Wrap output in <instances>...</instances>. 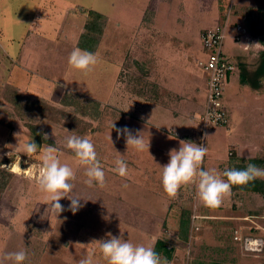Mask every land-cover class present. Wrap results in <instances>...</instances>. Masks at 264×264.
Returning <instances> with one entry per match:
<instances>
[{
  "label": "rangeland",
  "instance_id": "1",
  "mask_svg": "<svg viewBox=\"0 0 264 264\" xmlns=\"http://www.w3.org/2000/svg\"><path fill=\"white\" fill-rule=\"evenodd\" d=\"M231 5L224 50L232 60L246 65L253 80L264 51V0H0V165L20 161L15 173L0 167V264H11L5 254L21 250L27 253L24 264H78L89 254L94 264H106L99 243L93 241L107 239L109 233L153 248L161 237L174 251L171 259L160 255L168 264H264V252L248 253L242 242L233 239L236 225L246 226L242 230L249 232L252 224L244 217L264 213L263 195L233 191L219 211L199 216L203 204L197 199L195 184L182 187L175 198H169L162 187L161 167L169 162V151L179 149L181 140L163 139L144 126L153 117L156 124L178 131L186 141L188 120H171L162 111L158 116L144 113L152 89L154 102L165 104L155 56L168 44L202 53V34L223 22ZM79 7L106 15L100 38L103 42L107 37L100 50L108 62L106 68L112 63L120 66L121 89L133 91L141 101L131 102L128 96L121 103L114 101L110 96L114 86L108 87L105 101L97 99L103 82L98 49L91 72L85 75L69 69V54L88 19ZM238 23L244 30L236 28ZM238 67L225 88V103L229 118L235 111L240 126L246 127L253 119L260 121L259 111L264 110V101L254 98L257 91L264 93V76L256 78L257 86L243 84ZM197 68L202 73L195 64ZM112 72L106 73L108 82L114 80ZM200 112V105L194 103L191 123L196 128L189 138L197 145L207 143L205 132L225 131L218 125L205 127ZM30 124L40 127L51 140L37 144L38 151L31 158L23 153V145L34 141ZM113 124L127 127L134 135L140 132L145 142L148 138L154 144L149 150L146 144L143 151L128 149ZM259 132L264 134V127ZM72 135L87 137L94 144L105 173L103 188L84 183L85 166L65 146ZM48 145L57 149L60 163L75 173L71 194L83 205L76 214L68 210L71 202L66 197L60 200L62 213H47L49 205L37 180L42 168L40 152ZM213 150L219 155L216 158L226 162L231 158L228 143H217ZM117 159L126 162V177L113 171ZM225 169L230 166L222 168L221 174Z\"/></svg>",
  "mask_w": 264,
  "mask_h": 264
},
{
  "label": "clouds",
  "instance_id": "2",
  "mask_svg": "<svg viewBox=\"0 0 264 264\" xmlns=\"http://www.w3.org/2000/svg\"><path fill=\"white\" fill-rule=\"evenodd\" d=\"M97 64L96 54L80 48H74L68 57L70 70H77L85 75L92 71ZM115 128L113 124L112 129ZM118 137L123 136L127 148L136 151L145 149V141L142 133L133 132L127 127L115 128ZM53 134L55 130L53 128ZM44 140L49 137L43 134ZM111 139V135H110ZM65 146L72 150L80 165L85 166L84 183L88 187L105 186V173L97 157V152L92 141L87 137L69 136L66 138ZM24 151L31 158L38 151V145L35 141L27 142L23 145ZM149 150V145H148ZM208 149L203 145H197L191 141H180L179 149H171L168 153L169 162L161 167V182L163 191L169 198H175L178 191L190 184H195L197 199L206 208H218L222 205L224 199L231 195L233 186H246L256 179H264V168L249 163L244 169H225L223 177L216 169L204 170L202 165ZM57 149L48 145L46 149L40 152L42 163L41 172L37 180V188L45 194V204L49 205L47 213L50 211L58 216L65 209L60 200L67 198L70 200L68 210L73 214L79 211L83 205L80 198L72 195L73 184L71 181L76 179L73 169L67 164H61L57 157ZM10 155V154H9ZM113 171L121 177L128 175V167L123 159L115 160ZM9 172L15 173L19 163L13 162L11 165H0ZM107 239L93 241L99 243V251L106 261V264H168L166 259L154 250L151 246L143 244H133L132 242L108 234ZM92 242V243H93ZM4 259L11 264H24L27 259L25 251L6 253ZM78 264H94L91 254L82 258Z\"/></svg>",
  "mask_w": 264,
  "mask_h": 264
},
{
  "label": "crops",
  "instance_id": "3",
  "mask_svg": "<svg viewBox=\"0 0 264 264\" xmlns=\"http://www.w3.org/2000/svg\"><path fill=\"white\" fill-rule=\"evenodd\" d=\"M237 35H239V33H237ZM106 38L107 37L104 38L105 40L103 39V42H101L100 40L101 44L99 42L97 48L98 64L101 72L99 80L101 81V78L103 80V82L99 84V87L97 89L98 92L97 99L99 101H105L107 99L106 95L108 96L110 92L108 87L114 86L113 92L112 94H110V96H112V99L114 101H117L119 99V103H121L122 100H124L123 97L128 96L131 102L132 101L139 102L140 99L136 97L137 94H135L133 91L126 92L121 89L120 83L117 79L118 72L120 71V66H118L116 63H112L109 64L110 66L108 69L106 68V64L108 62L106 58L101 54V51L103 50L102 44L106 43ZM75 48H80L77 43L75 45ZM113 55H116V50L113 51ZM151 57L154 58L153 53L151 54ZM205 57L206 54L204 52V49L203 52L200 53L198 51L196 52L195 50H191V48H187V47L175 48L171 46V44L164 45L160 54L157 53L155 56L156 58L155 66L157 70L156 73L158 78L157 82L159 83L158 88L161 89L165 104L159 105L154 102L155 99H153L154 94L152 89L151 99L147 98L146 100L147 104L144 107L146 108L144 113L148 112L149 115L155 114L158 116L162 111L165 114V116L171 120L174 119L177 120L179 117L181 119L184 118L185 120H188L190 125H188L189 127H187V129L190 130V132L186 133L185 135H186V141H191V142H192V138H189V136L193 134L192 132L194 131V128H196V125H193V122L191 123V121L193 120V105L194 103L200 105L201 112L198 113V116L199 119L202 120V115L204 113L206 107V101H207V75L201 66V62L205 60ZM195 59H196L195 64L197 66L199 65V69L201 68L200 70L202 73H199L198 68L195 69V64L193 63V60ZM151 63L154 64V61H152ZM112 67H114V70L112 69ZM111 70L113 71L111 76L113 75L114 80H110V82H108L106 79V73L110 72ZM118 86L120 87L119 91H117ZM152 88L154 87L152 86ZM254 98L256 101H261V100L264 101V93L257 91ZM135 106H138V104ZM137 109L140 111V113L143 112L142 109L139 108ZM162 112L161 115L163 114ZM259 113L261 114L260 121L258 120V122L255 123L253 119L252 122L253 124H248L246 127H243L240 126V122L238 121V117L234 111L233 113L234 116L230 118L229 124L227 126H218L220 127V129H225V131L215 129L216 131L212 132L210 135H208V132H205L204 138L205 139L208 138V141L206 144L204 143L199 144V145H204L205 147L207 146L210 147V150H208V154L205 156L204 161L202 163V166H204L203 167L204 170L216 169V171L221 175V178L224 179V177L222 176L223 173L221 174V169L227 167V165L229 167L231 164L230 162L231 159L227 158L229 160L226 162L220 158H216L219 155H216L213 149L215 148L217 143L218 144L223 142L228 143L229 145L228 155L230 157L232 155H235L236 156L235 161H245L252 158L262 160V157L264 155V144H263L264 134L263 132H261L260 134L259 129L264 127V122H262V119H264V110L261 109ZM127 116H130L137 120L140 119L139 118L140 116H137L136 114L129 113V115ZM257 124L260 125L257 126ZM203 125L205 126L204 123ZM144 126L150 128L149 130H151L154 133V135L164 136L163 139L173 138L177 140H182L183 138V136H180V133L178 131L176 130L173 131L169 128H165L159 124H156L153 120V117L149 118V120L147 119ZM205 127H209V126H205ZM255 130L258 131L257 137L254 136ZM152 142H153L152 139L149 140L148 138H146L145 144L152 145L154 144ZM263 163L264 162L262 160L258 163L257 166L260 167V165ZM231 193H233V191ZM200 209L202 210L200 211ZM219 210H220L219 207L212 209L201 206V208H199L198 215L199 216L203 215L207 211L211 212V211H219ZM244 228H246V226L236 225L235 228H233L234 229L233 231L238 229L244 233V231L242 230Z\"/></svg>",
  "mask_w": 264,
  "mask_h": 264
},
{
  "label": "built area",
  "instance_id": "4",
  "mask_svg": "<svg viewBox=\"0 0 264 264\" xmlns=\"http://www.w3.org/2000/svg\"><path fill=\"white\" fill-rule=\"evenodd\" d=\"M226 19L213 28H208L202 34L203 49L206 59L201 66L207 75V101L202 121L205 126L229 124V110L225 103V88L232 79L235 72H238V62L232 60L224 50V40L230 26V11ZM238 30L244 28L238 23ZM237 39L239 37H236ZM235 38V39H236ZM204 146V145H203ZM244 220L249 221V232L241 230L234 231V240L242 242L243 248L248 253L264 252V213L260 215H248Z\"/></svg>",
  "mask_w": 264,
  "mask_h": 264
},
{
  "label": "trees",
  "instance_id": "5",
  "mask_svg": "<svg viewBox=\"0 0 264 264\" xmlns=\"http://www.w3.org/2000/svg\"><path fill=\"white\" fill-rule=\"evenodd\" d=\"M79 9L88 15V19L84 25V31L80 35L78 46L83 50H87L89 52L94 53L96 49L98 48L107 17L105 14L98 12L96 10H93V9L87 10L84 7H79ZM261 56H262V63L256 69L257 79L264 76V51L262 52ZM238 64L241 66V73H240L241 83L251 84L252 86H257L256 83L258 80L256 78H253V80L250 79L249 74L246 69V65L244 63H238ZM259 84H260V79H259ZM29 130L33 133L34 141L37 144L41 145L42 143H51V140L49 138L47 140H44L43 138L44 133L40 129V127L34 124L33 125L30 124ZM230 159H231L230 169L232 168L244 169L246 165L249 163L258 165V163L262 161L261 159H254V158L248 159L245 161H235L236 160L235 155H232ZM5 173H7V171ZM4 185L5 183H2V186ZM238 190L260 193L264 197V179H256L250 182L246 186H233L232 191H238ZM154 250L159 255L165 256L167 259H171L173 256V252H174L173 248L168 247L166 241L161 238H159L156 241Z\"/></svg>",
  "mask_w": 264,
  "mask_h": 264
},
{
  "label": "bare ground",
  "instance_id": "6",
  "mask_svg": "<svg viewBox=\"0 0 264 264\" xmlns=\"http://www.w3.org/2000/svg\"><path fill=\"white\" fill-rule=\"evenodd\" d=\"M17 169H18V167H17Z\"/></svg>",
  "mask_w": 264,
  "mask_h": 264
}]
</instances>
